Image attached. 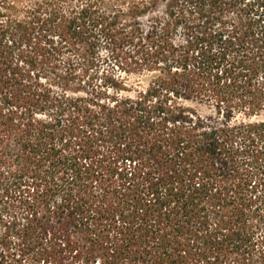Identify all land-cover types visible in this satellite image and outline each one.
Returning <instances> with one entry per match:
<instances>
[{
	"label": "trees",
	"instance_id": "16d2710c",
	"mask_svg": "<svg viewBox=\"0 0 264 264\" xmlns=\"http://www.w3.org/2000/svg\"><path fill=\"white\" fill-rule=\"evenodd\" d=\"M263 110L264 0H0V264H264Z\"/></svg>",
	"mask_w": 264,
	"mask_h": 264
},
{
	"label": "rangeland",
	"instance_id": "374dc122",
	"mask_svg": "<svg viewBox=\"0 0 264 264\" xmlns=\"http://www.w3.org/2000/svg\"><path fill=\"white\" fill-rule=\"evenodd\" d=\"M163 5L164 4L162 2L160 4V9L162 8ZM188 26L189 24H187L183 18L176 17L175 30L173 31V38L175 42V51L177 53L174 54V56H171V58L175 60L176 66H180L184 64L183 59H182L183 55L185 56L188 55L189 58L185 62L191 63L193 62V57H195V55L197 54V52H195L194 49L192 51L191 47L189 46L190 43L187 42V41H190L191 39L189 36L190 32L187 30ZM152 75H158V73L154 72V73H151L149 75H146L140 78L136 76L132 77L131 83L139 82L140 86L143 87V89H146L147 83L151 79L150 77ZM129 94L132 95V93H129ZM169 102L170 103H168V105L170 104V106L172 107L174 103H172V101H169ZM181 103L183 105L193 108L199 115H201L204 118L209 119L213 123L215 122L217 123L220 120V116L217 113L215 101L211 98L210 99L202 98V99L181 100ZM261 117L264 118V110L262 111Z\"/></svg>",
	"mask_w": 264,
	"mask_h": 264
}]
</instances>
